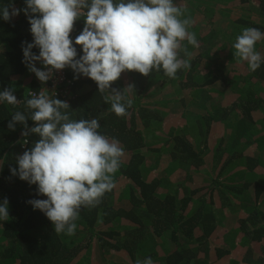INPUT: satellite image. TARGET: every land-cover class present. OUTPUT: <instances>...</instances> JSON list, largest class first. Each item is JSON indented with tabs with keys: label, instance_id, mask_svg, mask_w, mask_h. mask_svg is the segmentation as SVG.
<instances>
[{
	"label": "trees",
	"instance_id": "obj_1",
	"mask_svg": "<svg viewBox=\"0 0 264 264\" xmlns=\"http://www.w3.org/2000/svg\"><path fill=\"white\" fill-rule=\"evenodd\" d=\"M263 43L264 0H0V264H264Z\"/></svg>",
	"mask_w": 264,
	"mask_h": 264
},
{
	"label": "built area",
	"instance_id": "obj_2",
	"mask_svg": "<svg viewBox=\"0 0 264 264\" xmlns=\"http://www.w3.org/2000/svg\"><path fill=\"white\" fill-rule=\"evenodd\" d=\"M76 14H84L83 11H75L69 14L61 28L50 33L44 43L46 56L50 61L47 82L40 93L29 90V96L40 101L38 110L46 113L53 98L69 100L73 95L74 82L69 77L66 68V47L69 41L75 39ZM23 143H27L26 140Z\"/></svg>",
	"mask_w": 264,
	"mask_h": 264
},
{
	"label": "rangeland",
	"instance_id": "obj_3",
	"mask_svg": "<svg viewBox=\"0 0 264 264\" xmlns=\"http://www.w3.org/2000/svg\"><path fill=\"white\" fill-rule=\"evenodd\" d=\"M206 1V2H205ZM213 2V0H204V3H205V6L207 7L210 3H212ZM159 5H161V4H159ZM224 9L225 10H227V8L226 7H224ZM186 10V9H185ZM188 11V13H186L187 15H191L190 14V12L193 14V11H191V10H187ZM194 15V14H193ZM253 21H254V19H253ZM228 22H230V28H229V30H226L225 32H226V36L225 35H223V37H225L226 39H224V40H227L228 39V37H227V35H228V33H235V34H238V35H242V36H244L243 34L244 33H246L247 34V32H248V34H250L251 35V30L250 29H247L245 26H236L232 21H228ZM239 38H241V36L239 37ZM228 40H230V39H228ZM263 45H264V43H263ZM262 45V46H263ZM161 129L159 128V127H156V129L155 128H153V132H155V133H157V134H162V131H160ZM186 131H187V129H186ZM228 229H229V227L228 226H226V228H225V230H224V232H222V235L221 236H223L224 234L226 235V232H228ZM222 240V239H221ZM233 260V263L232 264H235V262H234V259H232ZM237 264V263H236Z\"/></svg>",
	"mask_w": 264,
	"mask_h": 264
},
{
	"label": "crops",
	"instance_id": "obj_4",
	"mask_svg": "<svg viewBox=\"0 0 264 264\" xmlns=\"http://www.w3.org/2000/svg\"><path fill=\"white\" fill-rule=\"evenodd\" d=\"M49 68H50L49 58L47 56L42 57L40 61L35 63L34 68L32 69V75L30 74V76H36L37 74L40 73L39 70H42L43 72L42 74L46 78L49 73Z\"/></svg>",
	"mask_w": 264,
	"mask_h": 264
}]
</instances>
